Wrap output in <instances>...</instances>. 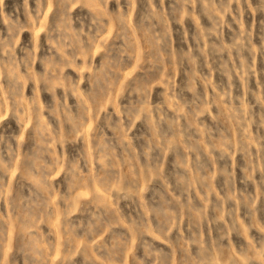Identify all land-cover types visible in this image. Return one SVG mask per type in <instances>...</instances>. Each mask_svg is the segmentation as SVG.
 <instances>
[{"label":"rangeland","instance_id":"1","mask_svg":"<svg viewBox=\"0 0 264 264\" xmlns=\"http://www.w3.org/2000/svg\"><path fill=\"white\" fill-rule=\"evenodd\" d=\"M0 264H264V0H0Z\"/></svg>","mask_w":264,"mask_h":264}]
</instances>
